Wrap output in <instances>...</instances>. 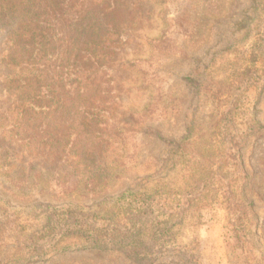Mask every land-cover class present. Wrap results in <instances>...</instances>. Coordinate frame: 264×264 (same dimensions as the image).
I'll use <instances>...</instances> for the list:
<instances>
[{"label": "rangeland", "instance_id": "374dc122", "mask_svg": "<svg viewBox=\"0 0 264 264\" xmlns=\"http://www.w3.org/2000/svg\"><path fill=\"white\" fill-rule=\"evenodd\" d=\"M115 15L120 51L103 61L112 72L98 74L96 87L103 102L95 129L110 132L96 137V147L106 143L96 163L108 183L84 188L83 176L81 192L66 194L36 174L21 188L0 175V264H146L120 249L51 257L29 239L48 213L111 204L157 181L189 205L177 233L189 262L165 255L154 264H264V0H128ZM233 201L255 213L254 221L246 213L241 242Z\"/></svg>", "mask_w": 264, "mask_h": 264}, {"label": "trees", "instance_id": "16d2710c", "mask_svg": "<svg viewBox=\"0 0 264 264\" xmlns=\"http://www.w3.org/2000/svg\"><path fill=\"white\" fill-rule=\"evenodd\" d=\"M127 1L0 0V175L6 181L26 187L35 184L36 174L40 182L53 183L66 194L80 191L83 176L84 188L108 183L105 168L96 163L106 144L96 147L103 102L97 75L103 79L112 72L103 64L120 51L111 19L126 10ZM258 54L264 56L262 48ZM109 133L99 137L109 140ZM84 138L97 145L84 149ZM173 195L157 181L150 188L122 192L104 206L68 204L61 215L48 213L29 242L42 241L38 251L44 254L41 250L47 248L51 257L69 250L120 249L146 264L165 255L189 262L185 247L177 244L189 205ZM232 204L238 212L234 238L241 242L246 213L253 221L255 213L250 202ZM191 261L200 264L196 258Z\"/></svg>", "mask_w": 264, "mask_h": 264}]
</instances>
